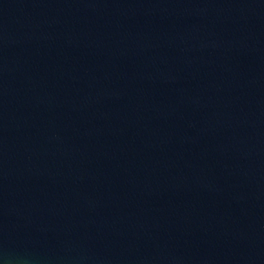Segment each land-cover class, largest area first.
<instances>
[{"label":"water","instance_id":"obj_1","mask_svg":"<svg viewBox=\"0 0 264 264\" xmlns=\"http://www.w3.org/2000/svg\"><path fill=\"white\" fill-rule=\"evenodd\" d=\"M0 264H264V0H0Z\"/></svg>","mask_w":264,"mask_h":264}]
</instances>
